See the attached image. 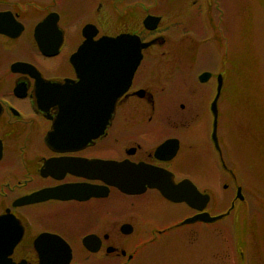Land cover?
I'll list each match as a JSON object with an SVG mask.
<instances>
[{"label":"flooded vegetation","instance_id":"af4514ba","mask_svg":"<svg viewBox=\"0 0 264 264\" xmlns=\"http://www.w3.org/2000/svg\"><path fill=\"white\" fill-rule=\"evenodd\" d=\"M76 1L83 3L0 0V264H152L154 254L166 251L157 249V243L170 238V234L184 241L182 232L174 228L198 222L212 224L200 220L182 224L183 219L200 210L167 199L156 187L147 186L140 193L122 191L114 183L117 161L166 169L175 183L190 179L200 192L208 194L203 210L217 213L212 211L216 204L212 183L200 184V179L178 166L184 157L196 152L190 133L200 113L210 116L208 140L218 154L211 138L210 103L214 95L209 101L207 95L208 91L216 92L217 73L208 70L210 77L200 82L201 71L194 79L184 70L165 71L174 57L164 44L173 43L170 47L175 44V50H180L182 39L173 31L181 34L182 0H129L123 5V0H98L87 9L74 7ZM157 6L158 10L166 6L173 14L164 27ZM148 14L160 16L153 29L143 24ZM165 30L173 34L169 33L170 41L162 35ZM122 32L136 33L143 41L155 40L142 49L131 83L116 101L104 131L74 149L49 146L45 139L49 132H54L53 141L77 140L65 134L61 93L67 90L51 84L77 80L72 57L87 34L98 39ZM154 47L159 49L157 54L146 53ZM145 61L148 67L140 76L138 70ZM176 81L178 102L172 104L170 94ZM208 82L211 88L203 95L200 85ZM169 110L174 117H159ZM116 114L121 116L117 125L120 140L118 131L114 133ZM154 132L159 133L158 140L147 145L144 138L149 139ZM167 139H176V147L170 143L156 156V147ZM237 187L230 205L245 202L242 189L243 198H235ZM32 194H36L35 199L21 201ZM165 203L180 205L183 212H189L176 218L172 214L181 210L167 212ZM155 215L160 217L157 225ZM123 224L130 231L124 232ZM133 234L136 237L132 242L126 239ZM262 235L260 264H264ZM247 250H238L240 260H250L248 246ZM213 256L210 251L190 259L198 264H214ZM185 259L183 250L179 264H185Z\"/></svg>","mask_w":264,"mask_h":264},{"label":"rangeland","instance_id":"374dc122","mask_svg":"<svg viewBox=\"0 0 264 264\" xmlns=\"http://www.w3.org/2000/svg\"><path fill=\"white\" fill-rule=\"evenodd\" d=\"M96 1L98 0H82V4L76 1L73 6L87 9ZM124 1L129 2L123 0L122 5ZM182 4L184 14L181 16V34L177 30L173 31L176 37L182 39L178 46L180 50H175V44L171 48L173 43L164 44L174 57L165 66V71L184 70L187 72L186 76L193 79L196 73L204 69L224 71V87L219 98L222 114L219 116L218 133L221 158L235 176L233 178L222 168L220 158L208 140L210 116L207 112L200 113L194 123L195 130L190 133L197 153L192 152V155L184 157L178 166L200 179V184L207 181L212 183L216 197L213 212L229 207L235 182L242 186L245 202H236L229 214L207 226L198 222L174 228L175 231L182 232L184 241H178L180 238L176 234H170L171 239L166 238L157 243L156 248H166V251L154 254L152 264H179L183 250L185 264H198L190 258L194 254L203 256L210 251L215 258L214 264H260L259 248L264 233V80L262 78L258 81L257 76L250 79L246 75H249L252 64L257 61L264 67V0H182ZM155 9L158 10V6ZM170 12L166 6L156 11L163 15L160 22L163 27L172 20L173 14ZM137 14L139 16L140 11ZM169 33L173 35L171 31L162 34L167 41H170ZM161 45L157 47L160 46V49ZM157 47L149 48L146 53L157 54ZM226 55L227 63H223L224 59L221 58ZM147 67L148 62L145 61L138 74L141 76L146 73ZM177 82H174L173 92L170 94V100H173L169 102L172 104V101L178 102ZM208 88H211L210 82L200 85L203 95H206L205 90ZM213 94L214 91L207 92L208 101ZM200 97L202 98V93ZM156 111L160 112L158 109ZM167 115L174 117L172 110L165 111L159 117L166 118ZM120 117L116 114L114 133L118 131ZM117 137L118 140L122 137L119 131ZM158 138L159 133L154 132L149 139L144 138V141L151 145ZM104 141L105 144L109 143L108 140ZM163 208L167 212L181 210L172 214L176 218L189 212L187 209L183 212L180 205L169 203H165ZM161 210L163 212L162 207ZM159 219L158 215L153 217L156 225ZM135 237L134 234L128 235L126 239L132 242ZM183 243L184 246H181ZM247 246L250 260L242 261L238 250L244 249L248 253Z\"/></svg>","mask_w":264,"mask_h":264},{"label":"water","instance_id":"95a60500","mask_svg":"<svg viewBox=\"0 0 264 264\" xmlns=\"http://www.w3.org/2000/svg\"><path fill=\"white\" fill-rule=\"evenodd\" d=\"M159 19L157 15L148 14L144 17L143 24L146 28L153 29ZM154 40L143 41L136 33L128 32L114 36L102 35L98 39H93L90 34H87L72 57L77 80L66 79L63 83L51 84V86L67 90L61 93L64 97L61 105L65 114L63 118L66 123L65 134L69 138L77 137V140L53 141L54 132H49L45 137L47 144L59 150L74 149L77 145L89 141L91 137L101 134L111 118L116 100L131 83L134 71L142 58V49ZM209 75L210 72L204 71L199 75V79L206 80ZM217 80V90L210 103L213 114L211 137L220 152L217 135V101L222 87L221 74H218ZM70 112H72L71 115ZM170 143L176 147L175 139H168L157 146L155 154L159 155ZM114 183L121 190L131 193L142 192L147 186L156 187L164 197L176 202L184 201L199 210L204 208L208 200V194L201 193L191 180L184 178L175 183L169 171L143 163L129 166L123 162H117V179ZM237 196L242 198L240 186L237 187ZM35 197L36 194H32L21 198V201H30ZM222 215L223 213L210 215L206 211H201L186 217L181 223L196 220L213 221ZM125 226L127 225L123 224L122 228ZM123 231L128 232L130 229L123 228Z\"/></svg>","mask_w":264,"mask_h":264},{"label":"trees","instance_id":"16d2710c","mask_svg":"<svg viewBox=\"0 0 264 264\" xmlns=\"http://www.w3.org/2000/svg\"><path fill=\"white\" fill-rule=\"evenodd\" d=\"M221 59H224L223 63L224 62L227 63V55L223 56V58H221ZM246 76H248L250 79L253 78V77L255 78L257 76L256 78L258 79V81H261L262 78L264 80V67H263V64H259V61L253 63L252 66H251V69L249 71V75H246Z\"/></svg>","mask_w":264,"mask_h":264}]
</instances>
